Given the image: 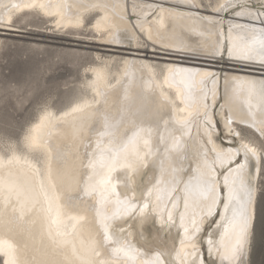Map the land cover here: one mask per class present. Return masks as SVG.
<instances>
[{"label":"bare ground","instance_id":"obj_1","mask_svg":"<svg viewBox=\"0 0 264 264\" xmlns=\"http://www.w3.org/2000/svg\"><path fill=\"white\" fill-rule=\"evenodd\" d=\"M158 3L0 0V35L25 33L16 21L38 12L131 50L119 68L86 67L71 105L46 106L22 147H0L1 264H210L206 253L248 264L264 154L239 124L264 135V73H226L222 97L208 61L264 69V0H220L208 14L201 0ZM141 38L162 66L134 51ZM216 113L236 146L216 139Z\"/></svg>","mask_w":264,"mask_h":264},{"label":"rangeland","instance_id":"obj_2","mask_svg":"<svg viewBox=\"0 0 264 264\" xmlns=\"http://www.w3.org/2000/svg\"><path fill=\"white\" fill-rule=\"evenodd\" d=\"M219 1L201 0L204 6L201 12L204 14L212 12V7ZM156 2L165 4L166 0H156ZM153 13L150 15L151 19L156 15V11ZM229 15L230 13H227V16ZM90 17L91 15L87 17V23L91 27L90 23L95 17ZM16 25L24 30L27 29L26 32H9L6 35H0V147L8 145V142H15L22 147L27 128L38 119L40 111L46 106H53L60 110L71 105L76 95L81 92L80 88H83L82 81L90 77V75L89 77L82 75L86 67L99 60L110 58L111 65L115 67L114 64H116L119 68L122 62L120 57H124L127 51L131 52V50L123 49L122 51L119 47L99 43V36L91 30L65 33L63 30L52 28L48 19L38 12L25 14L16 21ZM141 40L144 46L134 51L146 55L145 57L149 60L162 66L161 60L154 58L159 55L150 53L149 44L145 39L141 38ZM97 53L103 59L98 58ZM222 57L208 61L211 68L220 72L222 93L226 73L236 70H254L253 73L256 72V74L264 73V69L246 68L248 64L234 60L227 53H224ZM161 68L164 69V66ZM216 115L218 123L216 139L227 146H236L238 139L229 140L221 116L218 113ZM239 130L244 137L253 140L264 154V135L258 134L246 125L239 124ZM259 181L256 223L251 238L248 264H264V160ZM219 218L220 211H217L204 232L205 237L214 230ZM154 229L153 220L144 228L148 236L154 233ZM205 259L210 264H214L207 253Z\"/></svg>","mask_w":264,"mask_h":264}]
</instances>
